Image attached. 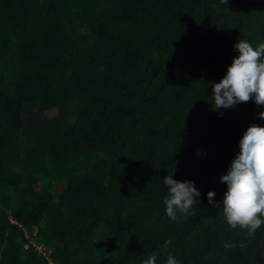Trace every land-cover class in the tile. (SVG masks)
<instances>
[{
	"label": "trees",
	"instance_id": "16d2710c",
	"mask_svg": "<svg viewBox=\"0 0 264 264\" xmlns=\"http://www.w3.org/2000/svg\"><path fill=\"white\" fill-rule=\"evenodd\" d=\"M240 39L264 43V0H0V264H264V227L222 210L264 126L213 110ZM168 175L201 193L175 220Z\"/></svg>",
	"mask_w": 264,
	"mask_h": 264
},
{
	"label": "clouds",
	"instance_id": "9594fccd",
	"mask_svg": "<svg viewBox=\"0 0 264 264\" xmlns=\"http://www.w3.org/2000/svg\"><path fill=\"white\" fill-rule=\"evenodd\" d=\"M237 55L219 83H212L213 110L230 109L243 102L253 101L264 106V43L255 47L240 39L234 45ZM264 120V111L258 114ZM200 155V153H197ZM227 185L222 200V210L227 224L246 230L247 237L255 236L264 227V126L250 125L239 141V152L231 161L227 173L220 177ZM167 195L163 200L165 214L177 219V213H187L201 196L193 181H177L173 175L163 178ZM214 192L207 194L208 203L215 206ZM170 241L164 242L167 248ZM151 256L144 264H154ZM165 264H179L169 255Z\"/></svg>",
	"mask_w": 264,
	"mask_h": 264
},
{
	"label": "built area",
	"instance_id": "2783aa9c",
	"mask_svg": "<svg viewBox=\"0 0 264 264\" xmlns=\"http://www.w3.org/2000/svg\"><path fill=\"white\" fill-rule=\"evenodd\" d=\"M10 222H11L12 224L17 225V226H19V227L21 228V225H20L18 222H16L14 219H10ZM31 244H32L33 248H35V249L37 250L38 253H40V254L46 256V252H45V247H44V245H42V244H38V243H36V242H34V241H32ZM39 246H40V247H39ZM28 247H29V245H27L26 248H28Z\"/></svg>",
	"mask_w": 264,
	"mask_h": 264
},
{
	"label": "rangeland",
	"instance_id": "374dc122",
	"mask_svg": "<svg viewBox=\"0 0 264 264\" xmlns=\"http://www.w3.org/2000/svg\"><path fill=\"white\" fill-rule=\"evenodd\" d=\"M40 247V246H39Z\"/></svg>",
	"mask_w": 264,
	"mask_h": 264
}]
</instances>
